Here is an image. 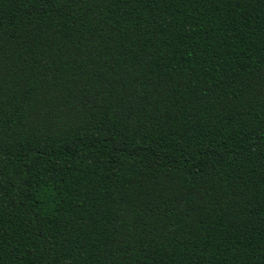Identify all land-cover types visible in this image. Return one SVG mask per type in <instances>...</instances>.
Returning a JSON list of instances; mask_svg holds the SVG:
<instances>
[{"label":"trees","instance_id":"obj_1","mask_svg":"<svg viewBox=\"0 0 264 264\" xmlns=\"http://www.w3.org/2000/svg\"><path fill=\"white\" fill-rule=\"evenodd\" d=\"M0 264H264V0H0Z\"/></svg>","mask_w":264,"mask_h":264}]
</instances>
